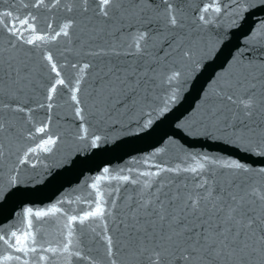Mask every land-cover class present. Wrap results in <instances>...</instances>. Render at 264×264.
<instances>
[{"label": "water", "instance_id": "obj_1", "mask_svg": "<svg viewBox=\"0 0 264 264\" xmlns=\"http://www.w3.org/2000/svg\"><path fill=\"white\" fill-rule=\"evenodd\" d=\"M172 3L175 28L163 6H153L159 0H116L107 18L97 0H0V235L14 243L16 231L22 244L36 241L35 251L17 252L0 240V264H140L123 222L142 214L145 202L171 199L170 210L178 212L189 194L205 195V188L227 189L232 181L264 188V155L257 147L264 145V113L241 116V124L217 96L251 88L257 103L264 101V0ZM16 17L31 19L23 38L9 31ZM66 23L68 35L57 36ZM101 49L109 54H93ZM109 68L121 69V80L105 75ZM124 69L134 73L131 84L121 82ZM174 73L178 78L169 82ZM57 79L64 84L49 101ZM237 83L243 87H229ZM41 126L44 132L37 131ZM49 138L55 143L47 144ZM234 162L248 171L234 174L222 166ZM200 164L202 172L183 171ZM158 169L180 171L148 175ZM98 202L110 214L83 225L73 221L72 245L64 252L69 217ZM251 206L264 212V204ZM30 226L26 236L21 229ZM106 235L113 241L111 258ZM249 243L227 264H264V253ZM49 248L56 252L44 251Z\"/></svg>", "mask_w": 264, "mask_h": 264}, {"label": "snow or ice", "instance_id": "obj_2", "mask_svg": "<svg viewBox=\"0 0 264 264\" xmlns=\"http://www.w3.org/2000/svg\"><path fill=\"white\" fill-rule=\"evenodd\" d=\"M42 2V0H41ZM60 0H56L59 3ZM86 4L87 0H83ZM99 4V14L108 17L110 6L116 4V0H97ZM139 2V0H137ZM211 2V0H210ZM155 7L163 6L166 23L175 28L179 21L174 14V5L172 0H159V4L153 5ZM215 7V11L219 12V7ZM71 12L72 7L67 9ZM87 12V8L83 9ZM208 9L205 8V12ZM5 16H11L10 13H6ZM201 19H205L201 16ZM7 23V21H4ZM20 27L17 28L16 25ZM71 27L70 23H66L63 28L56 33V35H68L67 29ZM22 29H31V19L16 17L14 23L9 26V31L12 35L18 36V38H23L21 35ZM145 39V34L141 33L136 37L134 43L137 52L141 51L140 41ZM28 44H33L34 41L31 39L25 40ZM112 52L119 55L115 49ZM94 55H107L103 49L99 50ZM185 56L190 55L185 53ZM49 63L51 64V69L55 72L56 76H60V72L57 70L55 63H52L51 56L47 57ZM89 65H84V68H88ZM121 69L109 68L105 75L111 73L116 76L117 80H121V75L118 73ZM126 75L121 81H127L128 84L132 83L130 77L134 74L128 72L127 69L123 70ZM179 73H174L172 76L168 77L169 82L177 79ZM64 84L62 79H57L55 83L49 89V96L47 99L52 100L51 93L56 91L57 85ZM242 88L243 85L237 83L235 86ZM255 85H252L254 88ZM218 99L221 105L232 113V116L239 119L241 124H245V119L251 120L256 114L257 110L264 113V101L257 103L255 99V93L249 88L243 94L237 95L233 91H224L217 93ZM73 100H76V96L73 95ZM7 107V105H5ZM51 107V105H49ZM17 111H23V109L17 107ZM80 112L77 110V115ZM227 126V125H226ZM45 127L41 126L37 129L38 132H44ZM0 131H3V124H0ZM97 139H99L97 137ZM47 144H54L55 140L49 138L46 141ZM93 146H96V141L93 140ZM246 149L251 151V141L245 145ZM260 148L258 154L264 155V145H257ZM48 150V149H46ZM35 151V150H33ZM3 153L0 152V156ZM207 160L208 158H203ZM223 167L233 170L234 174L240 172H247L248 169L240 163H231L222 165ZM204 170V165L200 164L196 167H187L183 171L191 172L196 174L197 172H202ZM108 170L105 169V172ZM160 171H180V169H158L155 174L149 173V176L158 175ZM264 172V170H261ZM144 175V173H141ZM125 182L128 181V177L123 178ZM15 178L12 179L11 183H15ZM146 187H152L150 183H145ZM199 187H204L203 184ZM237 189L238 191L233 192L231 189ZM205 195L197 193L195 197L189 194L188 198L184 200L183 207L179 211L174 209L170 210L173 205V200L169 199L166 204L164 200L159 197L156 198L155 202H145L141 205L143 208V213L140 215L133 214L131 216V223L123 222L124 228L126 229L125 235L128 238V242L136 245V255L141 258L140 264H227V261L236 255L237 253H243L245 249L251 248L252 244L249 243L251 240L255 245L258 246L259 251L264 253V212L257 213L255 209L251 206L259 202L264 204V188H256L251 185H245L243 183H236L232 181L229 183L227 189L217 190L215 188L208 189L205 188ZM240 193H243L241 195ZM201 201H208L211 203V207L208 204L201 206ZM215 201V203H212ZM103 202H98L95 205V209H89L84 215L77 217H69L67 228L66 242L63 246L64 252H69L72 245V237L74 233L73 221H78L81 225L85 224L89 220H100L102 221L107 213L105 208L102 206ZM136 210H134L135 212ZM31 213V209L27 210ZM43 213H35L36 217L42 216ZM25 232V235H30L32 232L31 226L27 230L21 229ZM15 239L14 243H9L5 236L0 235V240L8 244L9 247L13 248L17 252L35 251V247L32 245L36 243L35 238L29 243L27 240L22 244L18 238V233L16 231L11 233ZM105 244L107 246L108 256H112V237L106 235ZM253 248V251H256ZM44 251L56 252V249L49 248L44 249ZM77 257H83V254L76 252L74 254ZM5 260L8 258L5 257ZM19 260V257L16 258ZM43 259V257L41 258ZM241 261L244 257L240 256ZM115 264V261L112 262Z\"/></svg>", "mask_w": 264, "mask_h": 264}]
</instances>
